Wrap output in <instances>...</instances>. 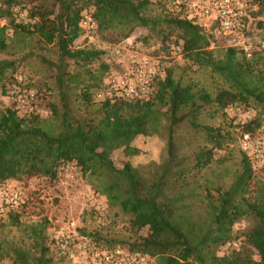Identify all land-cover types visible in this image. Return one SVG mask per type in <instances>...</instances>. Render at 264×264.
<instances>
[{
	"label": "trees",
	"instance_id": "obj_1",
	"mask_svg": "<svg viewBox=\"0 0 264 264\" xmlns=\"http://www.w3.org/2000/svg\"><path fill=\"white\" fill-rule=\"evenodd\" d=\"M46 2L22 9L24 0H0V55L12 57L0 59V87L17 73L21 61L15 56H26L35 46L41 51L51 46L56 56L50 63L53 87H46L55 99L44 94L46 115L35 107L23 115L0 107V187L32 177L55 181L60 167L73 165L93 193L127 219L131 235L121 246H106L98 235L79 231L99 250L119 248L156 264H264V185L255 181L264 166L254 170L241 152L240 168L228 186L204 181V172L217 161L215 152L234 139L229 131L202 121V115L213 120L230 107H243L258 113L241 125V132L259 128L264 51L248 58L240 47L221 48L215 26L205 31L195 19L171 12L166 0ZM85 11L101 42L120 45L144 29L145 40L155 41L152 55L169 56L179 48L180 61L207 71L215 84L187 76L172 60L149 100L96 101L95 93L117 66L101 61L105 51L94 44L74 47L84 35L80 21ZM21 12L25 20L19 19ZM29 90L35 102L37 92ZM138 137L165 138V159L145 171L127 160L117 166L112 154L135 157ZM241 222L243 229L234 231ZM48 228L45 218L26 224L10 211L0 222V262L55 264L53 250L66 259L54 239L49 241Z\"/></svg>",
	"mask_w": 264,
	"mask_h": 264
},
{
	"label": "rangeland",
	"instance_id": "obj_2",
	"mask_svg": "<svg viewBox=\"0 0 264 264\" xmlns=\"http://www.w3.org/2000/svg\"><path fill=\"white\" fill-rule=\"evenodd\" d=\"M38 1H48L46 4L49 6L54 3V0H24L22 9H28L37 4ZM192 1L205 3L208 0ZM246 1L249 5L255 7L254 12L256 15L246 22L245 28L241 31L230 35L215 32L216 44L221 48L264 45V1ZM19 19L25 20L26 12H21ZM146 35V30L137 29L133 36L120 46L108 45L95 37L87 38L83 35L75 42L74 47H85L89 43L94 44L98 49L105 51L101 61L123 64L129 50L139 48L151 51L154 48L155 41L152 38L145 40ZM143 40L148 46L144 45ZM46 49L41 51L39 46H35L32 52L28 54L26 52V56L24 54L15 56L21 62L14 77L7 81L3 87H0L1 108H14L20 115H23L26 110L25 103L19 102L18 94H12L11 91L15 89L16 91L32 89L37 92V99L33 103V107L41 110V113H46L44 94H46L47 100L52 101L55 99V96L46 87H53L52 80L49 79L53 74L50 63L56 62V56L51 46ZM0 59H12V57L0 55ZM170 63L168 62L167 65H170ZM177 63V66H182L185 69L187 76L207 86L215 84L207 71L189 67V64L184 61ZM47 65H49V68ZM97 65L96 62L90 66L95 69ZM74 68L73 65L69 64L68 70L73 71ZM50 94L51 96H49ZM256 113L258 111L255 109L230 107L224 114L218 115L213 120L208 119L206 115H202L203 122L229 131L234 139L226 149L215 152L214 158L217 161L212 163L204 172V181H209V184L214 186H228L232 182L240 168L242 157L239 146V138L242 134L241 125L250 121ZM165 143V138L161 137H138L134 142V146L139 149L138 155L128 159L121 152H115L112 154V159L117 166L122 165L127 160L133 167H142V170L145 171L150 163L158 164L165 159ZM58 170V177L55 181L43 177H32L21 181H8L1 186L0 190L9 188L13 191L16 199L12 205H7L0 199V222L6 220L10 211L16 212L20 221L26 224L45 218L49 223L47 230L49 241L54 239L55 235L61 231L76 236L71 254L66 259L59 256L56 250L52 251L53 257L56 259L55 264H91L90 259L87 258L84 252V241L78 234L80 232L87 235L96 234L106 246H121L131 235L127 229V219L117 209L108 208L104 198L93 193L75 166L65 165ZM254 173L257 172L254 171ZM255 181L260 185H264V173L258 172ZM254 188L253 185L250 190ZM244 226V222L238 223L234 226V231H239ZM143 233L144 231H142ZM222 254L223 252L219 250L218 255ZM0 264H7V262L2 261ZM149 264H156L155 260L149 259Z\"/></svg>",
	"mask_w": 264,
	"mask_h": 264
},
{
	"label": "built area",
	"instance_id": "obj_3",
	"mask_svg": "<svg viewBox=\"0 0 264 264\" xmlns=\"http://www.w3.org/2000/svg\"><path fill=\"white\" fill-rule=\"evenodd\" d=\"M166 1L167 8L171 12L183 13L189 18L195 19L205 31H210L215 26V32L222 35H230L244 29L246 22L250 21L251 14L255 10V7L249 5L246 0H208L205 3H196L192 0ZM80 28L84 31V37L97 38L95 36L96 25L90 12L82 13ZM240 48L243 49L248 58L253 52L264 51L263 44L246 45ZM151 51L134 48L128 51L123 64L114 63L117 68H113L104 78L101 87L95 93V100L99 102L106 100H149L154 91L155 81L164 78L168 62L180 61L182 58L179 48H172L169 56L164 54L152 55ZM11 93L18 94L19 102L25 103V113L34 112V92L26 89L16 91L15 89ZM239 146L254 170L264 166V114L259 128L254 133H242L240 135ZM0 199L7 205H12L15 203L16 195L9 188H2ZM75 237L69 232H58L54 237L56 248L61 253L70 256ZM83 241L84 252L91 264H149L147 256L131 254L119 248L101 251L88 241Z\"/></svg>",
	"mask_w": 264,
	"mask_h": 264
}]
</instances>
